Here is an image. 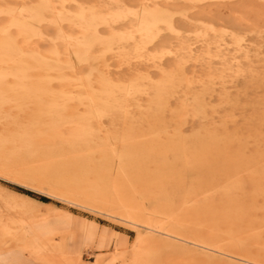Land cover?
<instances>
[{
  "label": "rangeland",
  "instance_id": "1",
  "mask_svg": "<svg viewBox=\"0 0 264 264\" xmlns=\"http://www.w3.org/2000/svg\"><path fill=\"white\" fill-rule=\"evenodd\" d=\"M0 264H264V0H0Z\"/></svg>",
  "mask_w": 264,
  "mask_h": 264
},
{
  "label": "bare ground",
  "instance_id": "2",
  "mask_svg": "<svg viewBox=\"0 0 264 264\" xmlns=\"http://www.w3.org/2000/svg\"><path fill=\"white\" fill-rule=\"evenodd\" d=\"M224 198V197H223Z\"/></svg>",
  "mask_w": 264,
  "mask_h": 264
}]
</instances>
